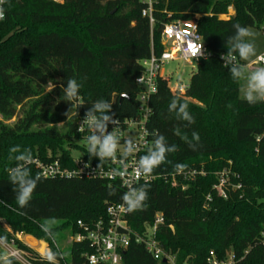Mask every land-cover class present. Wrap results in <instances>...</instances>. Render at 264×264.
Here are the masks:
<instances>
[{
	"label": "trees",
	"instance_id": "obj_1",
	"mask_svg": "<svg viewBox=\"0 0 264 264\" xmlns=\"http://www.w3.org/2000/svg\"><path fill=\"white\" fill-rule=\"evenodd\" d=\"M146 7L143 0H9L5 5L6 18L0 21V200L11 207L0 204V237L15 239L34 264H45L16 238L18 233L30 234L55 250L58 242L45 237L41 223L54 219L58 234L75 235L79 220L92 225L107 219L108 204H121L126 189L118 181L40 176L28 207L13 211L18 206L6 171L13 166L8 150L18 144L31 148L33 160L58 159L68 168L74 167L75 150L98 165V158L90 160L87 154L79 120L101 98L113 102V118L120 122L139 118L136 79L144 70L141 62L164 50L166 23L194 20L211 56L196 62L184 95L173 93L166 79H158L145 127L150 147V133L158 129L178 146L169 159L185 164V171L199 173L190 180L177 175L176 186V173L162 165L153 173L159 177L147 183L146 208L128 217L131 229L144 235L161 213L164 222L156 239L174 262L156 260L133 239L123 251V264H208L211 251L219 259L233 254L234 264H264V136L257 141L264 133V102L249 105L240 98L239 83L220 59L234 24L264 31V0H159L153 27L142 16ZM231 7L234 14L229 15ZM69 77L82 84L84 105L74 107L67 119L64 113L71 105L62 99L61 85L66 86ZM173 95L188 103L193 125L184 127L169 113ZM177 128L189 138L199 133L195 151L175 134ZM30 167L34 176L39 174L33 161ZM225 170L230 182L227 198L214 188ZM91 252L88 243L72 242L70 261L63 257L68 264H87L84 255ZM13 264L21 263L13 259Z\"/></svg>",
	"mask_w": 264,
	"mask_h": 264
},
{
	"label": "clouds",
	"instance_id": "obj_2",
	"mask_svg": "<svg viewBox=\"0 0 264 264\" xmlns=\"http://www.w3.org/2000/svg\"><path fill=\"white\" fill-rule=\"evenodd\" d=\"M9 0H0V21L6 18L5 5ZM232 34L225 39L224 47L227 48L226 53H221L223 67L229 69L232 80L241 84L239 91L242 94V99L249 105H255L259 102H264V66L251 67L247 63L257 56V46L255 44V32L247 26H242L236 23L232 26ZM203 49V45H201ZM204 56V51L200 53ZM206 58V57H205ZM242 82V83H241ZM82 84L75 78H67L66 86L61 85L63 93L62 99L69 102L71 107L64 113L67 119L70 118L71 111L74 107L83 106L80 96ZM53 90L50 89V91ZM126 94L123 95L125 97ZM112 101L109 99H98L91 103V107L84 113V118L81 121L82 125H86L89 130V135L86 137V151L90 157L98 158L99 164L92 170L91 174H103V165L105 162H116L119 160L120 168H113L111 175L120 177L124 181L126 191L121 196V208L126 213H134L144 210L149 200V185L137 184L132 180L125 179L129 175L127 160L137 151L138 145L135 139L128 138L123 146L121 145V136L117 131L119 120L114 119L112 113ZM169 113H174L175 118L180 121L184 127H188L195 123L193 115L188 109V103L179 95H173L168 103ZM109 125H113L109 131ZM175 134L181 136L182 140L188 147L195 151L199 142V133L192 132L191 138L187 135H182L179 128ZM150 135L153 137L151 147L147 149L145 155H142L135 161L133 175L137 180L142 177H150L162 165H169L176 174H181L185 171L186 165L183 163H174L169 159V155L178 151L176 144H170L167 138L162 135L158 129H153ZM8 160L13 162V166L7 167L8 181L13 185L15 193V203L18 208H13V211L28 207L32 200L38 182L41 177L39 174L33 175L31 163L33 154L31 148L21 145H14L8 150ZM119 154V155H118ZM90 167V162L85 164V168ZM110 195H115V191H110ZM0 204L5 207L11 205L0 200ZM23 214V213H21ZM40 230L44 233L47 239L56 243L58 233L55 229V220L48 221L39 225ZM7 243L6 237H0V247ZM64 253L59 250L57 244L56 249L48 247L41 252V257L45 264H59ZM13 255L8 251H0V264H13Z\"/></svg>",
	"mask_w": 264,
	"mask_h": 264
},
{
	"label": "built area",
	"instance_id": "obj_3",
	"mask_svg": "<svg viewBox=\"0 0 264 264\" xmlns=\"http://www.w3.org/2000/svg\"><path fill=\"white\" fill-rule=\"evenodd\" d=\"M58 1V0H55ZM147 7L142 11V16L149 19L151 27L155 23L153 16L154 6L159 0H143ZM162 45L164 50L160 55L152 53L149 59H145L141 62L144 70L141 76L136 79V84L140 88L138 94V100L140 101L141 115L137 119H127L124 122L118 123L117 131L123 138H133L136 140L138 148L133 156H130L127 160L128 173L129 175L125 179L132 180L134 183H150L153 182L158 175L153 174L150 177H142L137 180L134 177L133 172L135 168V161L138 160L141 153L146 151L150 147V141L148 140V133L145 127L146 121L148 120L151 108L149 101L152 95L157 92L158 79H166L162 76L163 65L172 60H184L186 62H194L196 64L200 59H206L211 56L207 45L204 41L202 34L199 31V27L196 21H183L177 20L166 23L162 30ZM203 45V49L201 48ZM204 51V56L200 53ZM206 57V58H205ZM221 59V58H220ZM223 62V61H222ZM261 63L264 65V55L258 56V59L253 64ZM170 86V84H169ZM189 87V84L180 83L170 89L173 93L184 95ZM116 119V118H114ZM81 118L78 122V131L83 133L87 137L90 133L86 125H82ZM118 120V119H117ZM113 125H109V131L112 130ZM136 131L132 135H127L128 130ZM262 136L257 137L259 142ZM124 143H121L123 146ZM119 155V154H118ZM90 161L84 159L82 156L74 157V167H64L61 162L57 159L53 162H44L39 159H34L33 163L39 170L40 176L43 177H79V178H100L108 180L109 182L118 181L123 188L126 189L124 181L120 177H113L111 175L113 168H120L121 165L119 160L116 162L109 161L108 166H103V174H91L92 170L96 168V164L90 162V167L85 168V164ZM199 172L197 170L184 171L181 174L172 175L173 185H178L176 176L183 175L186 180L193 179ZM203 174V172H200ZM230 185L229 172L223 171L219 174V181L214 186L217 190L218 195L224 198L228 197L226 188ZM234 188H240V185L234 186ZM121 204H108L107 208V219H100L96 223L90 225L83 221H78V227L80 231L73 235V241L76 243H88L92 249L91 253H86L87 264H123V251L130 245L134 239L136 243L144 244L148 252H150L156 260L170 259L174 262V257L168 256L163 250L159 240L156 239V231L160 224L164 222V217L161 213H158L155 217L154 224L147 227V231L144 235L134 232L129 225V213L121 208ZM31 236L30 234L18 233L16 238L24 243L26 246L35 250L41 257V252L49 247V245L43 241L38 240L43 245L33 246L28 243L26 237ZM8 251L13 255L21 264H34L32 261L31 254L19 247L16 244L15 239L7 242L6 245L0 247V251ZM208 264H234V255L228 254L225 259H219L215 255L214 251L210 252L208 258ZM59 264H68L66 259L63 257L62 261L59 260Z\"/></svg>",
	"mask_w": 264,
	"mask_h": 264
},
{
	"label": "rangeland",
	"instance_id": "obj_4",
	"mask_svg": "<svg viewBox=\"0 0 264 264\" xmlns=\"http://www.w3.org/2000/svg\"><path fill=\"white\" fill-rule=\"evenodd\" d=\"M58 1H62V0H58ZM232 14H234V10L231 7L229 9V15H232ZM249 28L252 29L256 34L255 44L257 46V56L253 60H250L248 62H244V61H241V62L247 63L253 68L264 66L261 63L253 64L258 59V56L264 55V31L259 28H251V27ZM195 71H196V64L194 62H186L184 60H172L163 65L162 76L169 80V84L171 87H175L176 85L180 83L189 84L192 78V75ZM240 86L241 84H239V88ZM239 97L242 98V94L240 91H239ZM193 101L196 102V100H193ZM13 122L14 120L9 121L10 124ZM135 132L136 131L130 129L126 132V134L132 135ZM77 143L83 144V141H78ZM79 154L80 153L78 151L73 150V155L75 157H78ZM72 241H73V235L70 232L66 231V232H62L58 234L57 242L59 246L61 247L68 261H70V246H71Z\"/></svg>",
	"mask_w": 264,
	"mask_h": 264
},
{
	"label": "bare ground",
	"instance_id": "obj_5",
	"mask_svg": "<svg viewBox=\"0 0 264 264\" xmlns=\"http://www.w3.org/2000/svg\"><path fill=\"white\" fill-rule=\"evenodd\" d=\"M26 239H27V241H28L29 244H31L33 246H36V247L37 246H41V250H43V245L39 241H37L36 239H34L33 237L27 236Z\"/></svg>",
	"mask_w": 264,
	"mask_h": 264
},
{
	"label": "water",
	"instance_id": "obj_6",
	"mask_svg": "<svg viewBox=\"0 0 264 264\" xmlns=\"http://www.w3.org/2000/svg\"><path fill=\"white\" fill-rule=\"evenodd\" d=\"M166 261V259H164Z\"/></svg>",
	"mask_w": 264,
	"mask_h": 264
},
{
	"label": "crops",
	"instance_id": "obj_7",
	"mask_svg": "<svg viewBox=\"0 0 264 264\" xmlns=\"http://www.w3.org/2000/svg\"><path fill=\"white\" fill-rule=\"evenodd\" d=\"M35 238V237H34Z\"/></svg>",
	"mask_w": 264,
	"mask_h": 264
}]
</instances>
